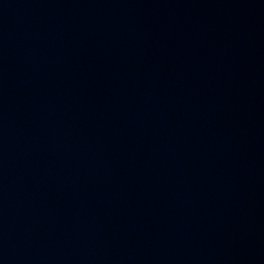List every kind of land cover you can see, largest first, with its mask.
I'll return each instance as SVG.
<instances>
[{
    "label": "water",
    "instance_id": "obj_1",
    "mask_svg": "<svg viewBox=\"0 0 264 264\" xmlns=\"http://www.w3.org/2000/svg\"><path fill=\"white\" fill-rule=\"evenodd\" d=\"M264 98V0H0V245Z\"/></svg>",
    "mask_w": 264,
    "mask_h": 264
}]
</instances>
